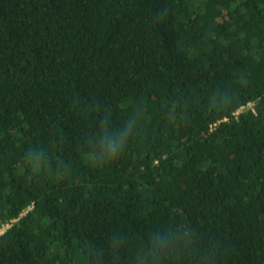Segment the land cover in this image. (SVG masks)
Instances as JSON below:
<instances>
[{"label":"trees","instance_id":"obj_1","mask_svg":"<svg viewBox=\"0 0 264 264\" xmlns=\"http://www.w3.org/2000/svg\"><path fill=\"white\" fill-rule=\"evenodd\" d=\"M6 225L0 264H264V0H0Z\"/></svg>","mask_w":264,"mask_h":264},{"label":"built area","instance_id":"obj_2","mask_svg":"<svg viewBox=\"0 0 264 264\" xmlns=\"http://www.w3.org/2000/svg\"><path fill=\"white\" fill-rule=\"evenodd\" d=\"M242 111H240L237 116L241 113ZM9 228H11V225H6L4 226L1 231H0V235H3Z\"/></svg>","mask_w":264,"mask_h":264}]
</instances>
